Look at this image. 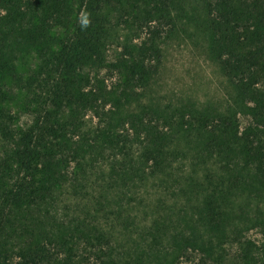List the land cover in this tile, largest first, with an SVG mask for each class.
Returning a JSON list of instances; mask_svg holds the SVG:
<instances>
[{
	"label": "trees",
	"instance_id": "1",
	"mask_svg": "<svg viewBox=\"0 0 264 264\" xmlns=\"http://www.w3.org/2000/svg\"><path fill=\"white\" fill-rule=\"evenodd\" d=\"M201 7L213 110L138 103L178 0H0V264H264V0Z\"/></svg>",
	"mask_w": 264,
	"mask_h": 264
},
{
	"label": "rangeland",
	"instance_id": "2",
	"mask_svg": "<svg viewBox=\"0 0 264 264\" xmlns=\"http://www.w3.org/2000/svg\"><path fill=\"white\" fill-rule=\"evenodd\" d=\"M178 4L182 13L175 29L163 39L160 68L138 103L142 106L154 102L163 107L194 104V108H210L208 110L222 107L230 100L233 90L218 62L208 53L201 0H178ZM35 63L32 54L19 61L21 70L32 68ZM21 98L19 92L14 95V109L19 108ZM239 120L243 127L248 117L240 114ZM251 233L247 237L252 238ZM193 258L194 255L190 261L183 259L179 264H192Z\"/></svg>",
	"mask_w": 264,
	"mask_h": 264
}]
</instances>
